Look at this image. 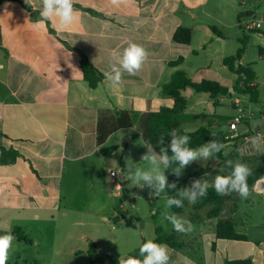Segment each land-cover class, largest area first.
<instances>
[{
    "label": "crops",
    "instance_id": "obj_1",
    "mask_svg": "<svg viewBox=\"0 0 264 264\" xmlns=\"http://www.w3.org/2000/svg\"><path fill=\"white\" fill-rule=\"evenodd\" d=\"M21 1L40 15L42 0ZM73 6L80 19L60 29L56 18L37 23L40 16L20 4H0V148L14 149L23 157L12 165L0 164V230L18 227L27 236L30 242L24 244L35 251L23 263L41 264L47 258V264H100L101 260L90 263L92 243L104 264H112L108 260L118 264L120 255L139 256L142 241L172 235L179 244L168 246L173 260L180 253L194 264H206V256L210 264L244 259L264 264V212L251 219L252 211L228 210L220 218L229 220L246 240H221L216 239L217 218L207 233L195 219L192 232L179 233L167 220H158L166 210L154 208L153 199L149 202L153 218L146 234L138 213L133 216L124 208L130 197L125 187L109 182L108 176L109 171H118L110 165L111 157L125 153L118 138L126 134L125 146L128 139L139 140L131 133L141 115L172 108V98L163 96L161 88L175 71H184L197 82L216 81L234 93L236 76L231 73L235 79L226 84L215 80L211 70V58L221 63L226 58L216 50L225 46L223 30L236 12L234 0H123L118 5L110 0H74ZM236 22L242 32V14ZM211 26L222 36L214 35ZM178 28L191 31L190 44L173 41ZM130 43L143 46L148 53L141 69L135 75L125 72L115 87L104 79L90 88L83 79L78 51L105 74L115 62L112 53H122ZM201 56L204 62L187 65L191 57ZM179 58L180 65L170 66ZM186 90L181 92L184 97ZM195 94L199 96L192 98L189 114L186 109L182 113L186 119H198L196 111L211 102L207 114L213 116L214 103L222 105L225 98L211 100L208 93ZM117 111L131 114L133 129L111 134L102 147L116 150L105 156L96 142L98 118ZM238 130L235 134H240ZM250 133L254 132L241 135ZM241 137L228 140L224 148L234 149ZM224 148L223 158L228 154Z\"/></svg>",
    "mask_w": 264,
    "mask_h": 264
},
{
    "label": "rangeland",
    "instance_id": "obj_2",
    "mask_svg": "<svg viewBox=\"0 0 264 264\" xmlns=\"http://www.w3.org/2000/svg\"><path fill=\"white\" fill-rule=\"evenodd\" d=\"M234 5L236 12L233 13V17L231 18L228 27L223 30V33L227 37L225 46L219 47L216 51L217 55H221L223 57L234 55L237 48L241 46L238 39L246 37V45L240 62L242 65H252L256 73L258 103H252L247 95H239L237 92L226 95L225 98H223L224 101L222 102V105H219V102L216 101L215 107L217 110L214 112L213 116H209L207 114L209 107H212V102L210 103V106H200L199 110L196 111L198 118L196 120H193L192 117L186 119L183 115H180L178 117V122L180 124V128L184 131L193 132L195 131L196 126H207L209 123L213 126L210 129L212 133L217 134L220 132L228 134V137H230L231 140H237L235 133L228 132L227 125L234 117L239 116L240 124L238 126V131L240 134L249 130L251 132H260L264 135V55H260V51L264 52V0H234ZM239 14L243 15V26L247 22L251 21L252 15H256L255 22H260V28L255 32H243L244 30L241 32V30L238 29L236 22V16ZM211 60V70L214 74L213 78L215 80H222V82H226V84L234 81L235 76L228 72L219 60L215 58H211ZM198 62H204V58L202 56L197 59L191 57L187 60V65L192 66L194 63ZM185 93V96L191 100H189L190 105H187L185 111L186 114H189L192 98L199 95H196L190 89H187ZM219 97L221 98V96ZM124 135L126 134H123L122 138H118L119 146L122 150H125L123 155L124 167L121 168L118 164L120 151L116 152L111 157V160L109 161L111 163L110 165H114L116 170H123L125 175H127V172L129 171L135 172L137 169L150 168L151 165L149 162L141 160L142 154H145L148 149L138 145L136 143L138 140L132 141L128 139L126 141V144L128 143V145L125 146L123 141L125 138ZM234 146L237 147V150L235 147L233 149L229 146L224 148V150L227 149L228 151L225 158H223L222 155L221 159H201L186 165L184 171L188 172L191 176V180L186 184V186L188 187L195 180L206 179L209 183H211L215 175H226L231 171V169L225 168L224 173L218 172L220 168L225 167L226 160H240L246 163L252 169V175L255 169L264 163V144H260L259 152L252 146V144L240 146L239 143L235 142ZM160 149L161 147H158L154 149V151L159 155ZM126 157L128 158L127 161L125 159ZM161 168L164 171L163 165H161ZM121 186L125 187L124 193L127 191L130 195L124 208L131 212L133 216L135 213H138L141 218L142 229L145 230L146 234H148L149 227L151 225L150 219L153 218V216L149 215V213L152 212L153 207L146 198L152 197L154 199V208L165 209L166 190L161 193L160 197H155L150 195V192L153 191L150 186H136L135 181L125 179ZM249 189L250 194L246 199H242L237 193L225 195L226 199L221 209L219 218L221 215H225L230 209H236L239 213L246 210L252 211L251 213L253 216L250 217L251 219H257L260 217V214L264 212V175L260 176L256 182L249 187ZM211 208L212 205H208L199 211H194L191 208V204L187 201L183 207V214L180 217L190 220L191 222L192 219H195L196 222L200 221L201 231L203 233H207L209 228H212V230L214 229L215 224V219L207 218V213L211 210ZM167 211H169V209H167ZM158 220L165 222L162 216H159ZM201 241H203V238ZM34 251L35 250L29 245L14 241L10 251L8 264H24L23 259H28L33 255ZM46 261H48L47 258L40 260L41 264H47Z\"/></svg>",
    "mask_w": 264,
    "mask_h": 264
},
{
    "label": "trees",
    "instance_id": "obj_3",
    "mask_svg": "<svg viewBox=\"0 0 264 264\" xmlns=\"http://www.w3.org/2000/svg\"><path fill=\"white\" fill-rule=\"evenodd\" d=\"M4 1H11L20 4L26 11L32 12L35 16H40L38 12L32 11V8L22 2L21 0H0V4ZM239 19V16H238ZM211 30L214 35L222 36L221 33L213 26ZM256 30H251L250 32H255ZM173 41L178 44L188 45L191 41V31L187 28H178L173 34ZM240 47L237 49L234 55L226 57L222 60V64L226 69L236 76L234 86L232 87L233 92H237L239 95H247L252 103H258V86L255 82L256 73L252 65H241L240 59L244 52L246 45V37L239 39ZM79 54V64L82 71L83 79L88 83L90 88H95L96 85L106 79L105 74L101 73L96 69L87 59V57L80 51ZM260 55H264L260 51ZM182 59L179 58L174 62H170V66L180 65ZM190 89L194 93H208L211 100H215L219 96L229 95V88L222 86L216 81L203 79L201 81H193L184 71L178 70L175 71L170 81L163 85L161 88V93L163 96L170 97L173 100L172 108L161 107L156 112L145 113L141 115L138 119L135 130L132 131L131 137H141V132L143 133V138L145 141L149 142L152 146V149L157 147H168L170 144L169 133L171 130L176 129L181 135H188L190 137L189 146L192 148H197L203 144H207L212 140H218L225 144L230 137L228 134L224 133H212L211 124L207 126H202L197 128L193 132L184 131L180 128L178 122V117L182 115L187 106V99L182 95V91ZM215 105V103H214ZM123 130H132L133 123L131 114L127 111H117L113 116H108L106 114H101L97 122L96 130V142L100 147V153L105 156H111L116 150L115 147L103 148L102 145L105 143L107 138L114 132ZM243 135V134H242ZM241 134H236L237 139L242 136ZM163 139V145L158 144L157 142ZM223 151V149H222ZM222 151L214 157V159H221ZM169 155H171L170 148L168 149ZM124 151H122L119 158V165L121 168L124 166L123 161ZM22 155L14 149L0 148V164L3 166H8L14 164L17 160L22 159ZM178 164L173 163L169 168L164 169V173L167 176L169 184L175 182L176 188H168V196H175L176 193L181 189L187 187L186 184L191 180V176L188 172L182 170V174L177 177L172 169L177 167ZM264 175V163L261 166L257 167L252 176L248 178V186L253 185L256 180ZM122 184V183H120ZM189 185L188 187H190ZM124 190V189H123ZM225 195H217L214 188H209L207 195L198 200L197 203L191 204V208L194 211H199L205 208L208 205H212L211 210L207 213V218H217L215 231L216 239L221 240H234V241H245L246 237L236 233L233 224L226 219H220V212L225 202ZM187 200L184 201V206ZM183 206V207H184ZM171 211L177 215L182 214L183 208H176L173 206ZM11 232L18 242L29 243L27 236L22 232L18 227H15L11 230H0V235H4L7 232ZM155 242L164 243L170 246L171 248L179 247V244L173 242L172 235H164L154 239ZM145 241H142L141 245ZM214 248V244L212 246ZM90 263L93 260H101L100 264H104L103 258L99 255L95 246L91 243L88 250ZM108 263L115 264L116 261L108 260ZM224 264H252L250 259L244 260H235V261H226Z\"/></svg>",
    "mask_w": 264,
    "mask_h": 264
},
{
    "label": "clouds",
    "instance_id": "obj_4",
    "mask_svg": "<svg viewBox=\"0 0 264 264\" xmlns=\"http://www.w3.org/2000/svg\"><path fill=\"white\" fill-rule=\"evenodd\" d=\"M113 5H118L123 0H110ZM27 3V0H26ZM74 0H42V8L40 10V22L50 21L53 18L57 19L58 27L66 29L71 27L79 19V12L74 8ZM146 49L136 43H130L124 48L122 53H112V59L115 61L110 65V71L105 73V78L111 82V86L118 85L126 72L129 75H135L142 67L144 61L147 59ZM124 133L123 129L119 130ZM170 144L168 147H161L158 155L149 142L143 138L136 141L140 146L146 147L148 151L142 154L141 160L149 162L151 167L147 169H137L135 172H127L124 178L135 181L136 186L143 187L150 186L153 191L150 195L160 197L161 193L165 192L167 188H176L175 182L168 183L167 176L161 168H169L173 163L178 164L173 168V173L179 177L186 165L197 160H208L214 158L216 154L220 153L224 148V144L218 140H212L207 144H203L197 148L189 146L190 137L188 135H181L176 129L169 133ZM252 146L258 151L260 150V141L264 140V135L257 133L248 138ZM158 144L163 145L164 140L160 139ZM171 150L169 155L168 149ZM127 161V157L125 158ZM225 168L231 169L226 175L217 174L212 182L208 180H195L190 187L181 188L175 196H168L166 198L165 209L161 216L164 220L171 223L173 230L179 233L188 234L194 230V225L190 220L178 216L174 212H169L167 209L183 208L184 201L187 200L190 204H195L202 197L207 195L208 189L214 188L217 195H230L237 193L242 199L249 196L248 178L252 175V169L240 160H226L225 167L218 170L219 173H224ZM113 176L121 172L110 171ZM110 182V178H109ZM120 186V185H117ZM16 237L9 231L4 235H0V264H8L10 259V251ZM177 259H172V252L167 244L158 243L154 240H146L139 248V256H123L120 255L118 264H178L183 261V264H194L187 256L177 253ZM206 264H210V258L206 256Z\"/></svg>",
    "mask_w": 264,
    "mask_h": 264
},
{
    "label": "built area",
    "instance_id": "obj_5",
    "mask_svg": "<svg viewBox=\"0 0 264 264\" xmlns=\"http://www.w3.org/2000/svg\"><path fill=\"white\" fill-rule=\"evenodd\" d=\"M243 1V0H240ZM245 31H250V30H254V29H259L260 28V22H254V21H249L246 24H244L243 26ZM240 124V117H234L227 125L229 132L231 133H236L238 130V125ZM259 132H254V133H250V134H245L240 138V142L239 145L240 146H244V145H248L251 144V142L249 141V137L256 135ZM261 134V133H260ZM231 140V139H230ZM114 171V170H111ZM109 178L113 181V183L117 186L120 184L119 180H118V173L113 176L112 173L109 171L108 173ZM149 202H153V198L152 197H147L146 198Z\"/></svg>",
    "mask_w": 264,
    "mask_h": 264
},
{
    "label": "water",
    "instance_id": "obj_6",
    "mask_svg": "<svg viewBox=\"0 0 264 264\" xmlns=\"http://www.w3.org/2000/svg\"><path fill=\"white\" fill-rule=\"evenodd\" d=\"M230 91H231V90H230ZM118 180H119L120 183H122V182L124 181V177H123V175H122V172H120V173L118 174Z\"/></svg>",
    "mask_w": 264,
    "mask_h": 264
}]
</instances>
